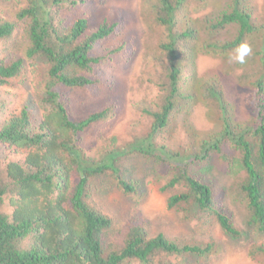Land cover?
I'll return each instance as SVG.
<instances>
[{
  "label": "trees",
  "instance_id": "trees-1",
  "mask_svg": "<svg viewBox=\"0 0 264 264\" xmlns=\"http://www.w3.org/2000/svg\"><path fill=\"white\" fill-rule=\"evenodd\" d=\"M79 1L22 0L9 14L0 13V44L18 32L23 42L17 55L0 49V87L19 76L26 62L46 64L35 95L42 110L38 120L25 105L8 110L0 102V148L16 155L0 160V264H152L160 255L206 259L215 250L212 242L190 243L161 232L149 236L141 223L128 226L121 244L108 240L111 219L89 204V180L109 172L124 193L134 192L135 180L116 164L133 152L168 169L163 188L181 186L167 198L169 208L183 218L215 221L237 237L241 232L230 211L199 170L219 157L235 180L236 197L246 211L244 226L257 239L247 256L264 264V17L259 4L225 0L214 15L201 18L194 15L196 6L207 0H147L150 17L163 33L154 56L160 61L155 80L160 101L143 108L150 118L145 133L122 147L114 145L113 136V145L96 159L83 149L84 131L112 117L115 105L109 102L76 118L68 91L98 83V70L122 45L103 46L117 31V21L103 18L94 25L78 13L68 14ZM229 26L233 34L215 36ZM242 43L252 51L238 64L254 69L244 79L249 117L235 121L221 79L203 78L196 61L201 54H235ZM198 103L213 116L211 129L198 131L188 124L189 140L180 149L156 140Z\"/></svg>",
  "mask_w": 264,
  "mask_h": 264
},
{
  "label": "rangeland",
  "instance_id": "rangeland-1",
  "mask_svg": "<svg viewBox=\"0 0 264 264\" xmlns=\"http://www.w3.org/2000/svg\"><path fill=\"white\" fill-rule=\"evenodd\" d=\"M147 0H81L72 7L74 13L85 16L89 24H97L101 19L117 21L118 29L107 39L103 46L113 47L121 44L120 51L110 54L109 62L99 71V82L88 88L68 91L70 108L74 117L83 116L101 106L113 102L115 113L105 121L92 123L84 131L82 146L85 152L98 159L103 152L113 145L122 147L131 142L134 136L147 131L150 118L143 111L146 106H155L160 101L161 92L156 85V74L160 71L157 55L158 43L163 33L148 12ZM225 0H207L196 6L194 15L204 17L214 15ZM228 1V0H227ZM259 4L258 14L264 17V0ZM22 5V0H0V13L9 14ZM232 26L218 32L216 37L233 34ZM23 42L18 32L7 43L0 44L4 54L17 55ZM249 45V43H248ZM197 57V72L203 78L221 79L227 100L231 103L233 119L245 120L249 112L245 104L248 91L245 76L252 73L251 67H241L230 59L234 56ZM46 72L42 61L26 62L19 76L0 87V102L8 110H16L24 105L34 121L41 117L42 110L35 101L40 81ZM212 112V111H211ZM214 118L209 109L198 103L189 116H178L170 127L159 133L157 141L169 145L185 146L189 140L187 125L198 131L212 128ZM21 154V153H20ZM23 154V153H22ZM19 155V154H18ZM17 155V156H18ZM8 149L0 148V160L13 157ZM117 166L126 177L136 182V190L124 193L115 183L109 172L94 175L89 180V204L96 210L107 214L111 219L108 240L121 244L128 226L141 223L149 236L161 232L167 238L186 242H212L215 250L206 259L193 255H160L152 264H253L247 256V247L256 237L244 226L245 208L236 197L235 180L225 172L222 160L214 156L211 163L199 167L200 173L208 180L216 196L230 211L234 224L241 234L237 237L228 235L215 221L201 222L183 218L180 213L167 206V198L177 193L181 186L163 188L170 177L168 169L161 164L146 159L137 153H125L116 160ZM198 169V167H197Z\"/></svg>",
  "mask_w": 264,
  "mask_h": 264
},
{
  "label": "clouds",
  "instance_id": "clouds-1",
  "mask_svg": "<svg viewBox=\"0 0 264 264\" xmlns=\"http://www.w3.org/2000/svg\"><path fill=\"white\" fill-rule=\"evenodd\" d=\"M251 47L242 43L235 49V55L230 57V59L234 60L237 63L244 64L245 58L251 53Z\"/></svg>",
  "mask_w": 264,
  "mask_h": 264
}]
</instances>
